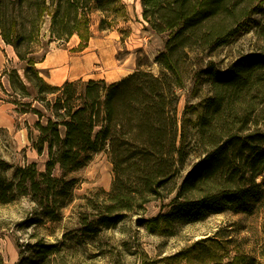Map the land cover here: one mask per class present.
Segmentation results:
<instances>
[{
    "label": "trees",
    "instance_id": "1",
    "mask_svg": "<svg viewBox=\"0 0 264 264\" xmlns=\"http://www.w3.org/2000/svg\"><path fill=\"white\" fill-rule=\"evenodd\" d=\"M142 5L149 28L167 35L157 59L165 73L139 69L111 83L52 85L37 68L51 41L78 35L87 46L91 14L103 12V25L112 27L115 17L109 18L124 11L122 1L0 0L1 36L15 48L23 70L7 71L14 103L20 114L38 115L34 145L48 156L44 172L35 163L17 168L15 186L57 219L77 182L67 176L105 152L114 181L110 191L91 192L98 227L86 220L87 232L113 226L127 213L172 195L170 210L162 215L169 223L201 221L226 210L252 213L264 197L259 181L264 176V0H142ZM255 14L262 19L252 18ZM251 21L262 47L215 76L214 94L201 105L186 143L177 90L189 51L225 45ZM198 151L200 159L182 176ZM7 190L0 181L1 198ZM48 248L44 253L55 246Z\"/></svg>",
    "mask_w": 264,
    "mask_h": 264
},
{
    "label": "rangeland",
    "instance_id": "2",
    "mask_svg": "<svg viewBox=\"0 0 264 264\" xmlns=\"http://www.w3.org/2000/svg\"><path fill=\"white\" fill-rule=\"evenodd\" d=\"M121 1L124 11L109 18L115 17L112 27L103 25V12L91 14L92 37L87 46L81 45L78 35L69 41H51L46 59L37 64L48 83L62 85L66 78L111 83L139 69L158 76L166 72L157 59L167 35L149 28L142 0ZM252 18L261 20L262 15ZM254 26L253 21L242 26L225 45L189 51L182 65L184 83L177 90L186 143L192 138L201 105L214 94L215 76L262 47ZM44 32L48 33L47 25ZM13 68H21L20 59L0 31V181L8 189L6 197H0V264H264V197L252 213L226 210L201 221L169 223L162 215L170 210L172 195L127 213L113 226L100 227L95 233L85 231L86 220L98 227L96 211L90 206L91 192L110 191L113 185L114 166L105 152L67 176L77 178L72 200L57 219L48 218L32 195L15 186L17 168L35 163L44 172L48 156L34 145L38 115L20 114L14 103L17 96L7 73ZM200 156L198 151L191 157L182 176ZM56 175H62L59 168ZM259 181L264 182V176ZM51 245L54 251L44 253Z\"/></svg>",
    "mask_w": 264,
    "mask_h": 264
},
{
    "label": "crops",
    "instance_id": "3",
    "mask_svg": "<svg viewBox=\"0 0 264 264\" xmlns=\"http://www.w3.org/2000/svg\"><path fill=\"white\" fill-rule=\"evenodd\" d=\"M79 78H80V77H79ZM65 80H71V78H66ZM65 80H64V81H65Z\"/></svg>",
    "mask_w": 264,
    "mask_h": 264
}]
</instances>
